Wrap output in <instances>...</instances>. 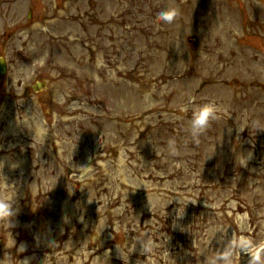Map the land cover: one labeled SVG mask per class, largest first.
Masks as SVG:
<instances>
[{"label": "rangeland", "instance_id": "1", "mask_svg": "<svg viewBox=\"0 0 264 264\" xmlns=\"http://www.w3.org/2000/svg\"><path fill=\"white\" fill-rule=\"evenodd\" d=\"M12 23L0 187L27 198L0 264H264V0H16Z\"/></svg>", "mask_w": 264, "mask_h": 264}, {"label": "flooded vegetation", "instance_id": "2", "mask_svg": "<svg viewBox=\"0 0 264 264\" xmlns=\"http://www.w3.org/2000/svg\"><path fill=\"white\" fill-rule=\"evenodd\" d=\"M16 0H0V21H1V30H0V47H10L8 35H10L11 30L13 29V2ZM39 9L41 11V0H39ZM30 14L33 12L32 7L29 9ZM13 251V258H17ZM40 264V263H39Z\"/></svg>", "mask_w": 264, "mask_h": 264}, {"label": "bare ground", "instance_id": "3", "mask_svg": "<svg viewBox=\"0 0 264 264\" xmlns=\"http://www.w3.org/2000/svg\"><path fill=\"white\" fill-rule=\"evenodd\" d=\"M28 179H33L32 181L35 182L38 179V174H35V173L34 174H30L28 176ZM12 189H13V184L10 183V182H7V181L5 183V186L0 187V202L5 203V204L8 205V215L5 216L7 218H9L13 214V213H11V208L13 207V205L15 203L20 202L22 200H25L27 198V196H25V198H23V197L22 198H19L18 196H16V194L13 195L12 194V192H13ZM64 236H65L64 234L59 235V237H62V239H63ZM47 249H49V248H47ZM48 251H53V249H49ZM18 252L19 253H22L23 251H18ZM66 259H67L66 258V255L64 253L63 257L60 258L57 261V263L58 264H63V260L66 261Z\"/></svg>", "mask_w": 264, "mask_h": 264}, {"label": "clouds", "instance_id": "4", "mask_svg": "<svg viewBox=\"0 0 264 264\" xmlns=\"http://www.w3.org/2000/svg\"><path fill=\"white\" fill-rule=\"evenodd\" d=\"M174 15H175V12H169L168 14H166L165 18H167V16H174ZM199 119L201 121H206L207 120V115H206L205 111H202L200 113ZM7 215H8V205L5 204V203L0 202V217L7 216Z\"/></svg>", "mask_w": 264, "mask_h": 264}]
</instances>
